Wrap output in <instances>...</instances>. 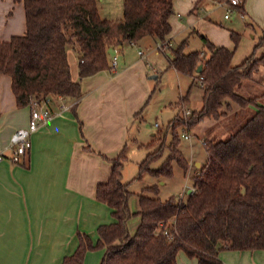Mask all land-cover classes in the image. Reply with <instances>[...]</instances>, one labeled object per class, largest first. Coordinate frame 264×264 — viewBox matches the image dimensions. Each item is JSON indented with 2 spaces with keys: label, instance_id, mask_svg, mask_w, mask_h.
Masks as SVG:
<instances>
[{
  "label": "trees",
  "instance_id": "trees-1",
  "mask_svg": "<svg viewBox=\"0 0 264 264\" xmlns=\"http://www.w3.org/2000/svg\"><path fill=\"white\" fill-rule=\"evenodd\" d=\"M20 1L25 30L0 41V75L9 76L17 107L45 97L74 101L81 96L79 82L71 79L68 49L75 52L78 77L83 78L110 68L111 47L144 37L169 42L174 0H123L122 17L114 21L99 17L96 0ZM240 3L233 8L241 11ZM230 35L236 43L239 34L231 30ZM201 41V51L185 52V40L169 49V65L181 75L197 74L202 88L201 105L187 119L190 127L204 118H220L233 105H253L254 113L225 139H205L207 160L191 176V192L185 198L162 200L156 185L146 186L152 195L137 194L135 212L128 205L132 193L121 179L123 147L111 160L107 181L96 186V199L111 209L114 221L98 227L94 244L78 231L75 251L61 264H82L86 251L99 248L103 249L99 264H176L179 251L195 257L197 264H222L218 258L222 249H264V102H258L257 95L245 96L239 91L264 63V28L257 43L263 48L261 56L250 55L235 66L228 47L217 46L204 36ZM187 99V94L182 95L179 103ZM179 120L182 122L176 115L171 122ZM171 136L161 165L148 167L161 155L160 145L139 165L137 178L144 171L154 177L169 176L172 161L186 170L187 161L178 149L174 131ZM132 216L138 223L130 233Z\"/></svg>",
  "mask_w": 264,
  "mask_h": 264
},
{
  "label": "crops",
  "instance_id": "crops-1",
  "mask_svg": "<svg viewBox=\"0 0 264 264\" xmlns=\"http://www.w3.org/2000/svg\"><path fill=\"white\" fill-rule=\"evenodd\" d=\"M213 4L217 2L174 0L170 46L172 37L186 28L209 40L196 26L202 22L200 11ZM240 5L236 14L248 18V31L264 28V0H241ZM24 30L23 2L0 0V41ZM137 43L151 47L158 41L144 37L133 44ZM127 45L132 44L111 47V53L121 52L120 63L83 78L78 77L75 52L68 49L71 79L79 82L81 96L74 102L65 99L67 108L30 134V148L18 163L0 161V264H61L75 251L78 231L94 244L98 227L114 221L111 209L96 199V186L107 181L111 160L126 146L129 126L144 109L151 87L148 69L158 76L148 63L149 55L140 56L137 50L131 59L123 51ZM242 87L254 95L248 81ZM52 108L59 109L57 103ZM29 115L30 106L15 105L9 76L0 75V150L5 151L16 128L27 125ZM102 255L103 249L88 250L82 264H99ZM185 257L181 253L177 264H197L195 258ZM218 258L222 264H264V249H222Z\"/></svg>",
  "mask_w": 264,
  "mask_h": 264
},
{
  "label": "rangeland",
  "instance_id": "rangeland-1",
  "mask_svg": "<svg viewBox=\"0 0 264 264\" xmlns=\"http://www.w3.org/2000/svg\"><path fill=\"white\" fill-rule=\"evenodd\" d=\"M224 1L216 2L219 4ZM217 4H213L210 9L206 8L200 11L202 22L198 23L196 30L206 35L213 43H219L232 50L231 65L240 64L250 55L255 58L260 57L263 52V48L257 46L260 30L248 31L245 25V21L248 18L240 19L236 14L237 10L234 8L230 12V18L225 19L223 15L226 12V7ZM122 6L123 0H96L97 13L101 19L110 21L120 19L123 12ZM185 18H187L186 14ZM185 18L182 17L183 22ZM231 29L239 34L236 43H234L230 35ZM183 40H185V52L203 50L200 35L191 31L189 32L187 28L172 37V47L177 46ZM165 47L164 50L159 51L155 45L148 47L142 43H137L127 45L123 49V51L126 50L127 52L126 56L131 59L137 57V50H141L146 56L149 55L148 63L157 69L158 72L157 77L148 79L151 85L149 96L144 109H142L129 126L128 139L124 147L125 158L123 160L121 179L122 182L127 183L128 190L132 193L129 197L128 205L129 209L133 212L137 209V194L143 192L152 195L151 192L144 189L146 186L156 185L158 197L162 200L169 197L175 200L185 198L187 190L191 188V176L198 169L195 163L198 162L201 166L207 160L208 155L203 145L205 139H225L240 127L255 110L253 105L245 108L233 105L231 111L225 113L220 118H205L190 127L187 119L192 110L199 108L202 88L197 80V74L188 77L178 74L172 69L167 59V57L170 59L172 56L169 50L171 48L169 42ZM113 55H116V51L115 53H111V56ZM116 57V62L120 63L122 58L121 52H117ZM153 74L156 75V73L151 71V68L148 69L147 75ZM262 80L264 82V63L257 67L252 75V79L247 80L254 86L253 93L258 96V102L260 103L264 102ZM239 91L245 96L251 95L248 94L250 93L249 91L243 90V87ZM186 94L188 95L187 101L179 103L180 96ZM185 110H188V113ZM236 110L238 111L234 114L233 112ZM176 115H180L182 122L180 120L171 122ZM171 130L176 134L178 149L182 157L187 161L186 170H182L175 161H172V171L169 176L154 177L147 171H144L140 178H137L139 165L149 153L156 150L160 145L162 146L161 155L151 161L148 167L150 169H157L165 160L169 152L168 145L172 137ZM182 133L188 134L190 136L189 139L183 138L181 136ZM155 136L160 137L155 139ZM136 223H138V218L132 216L128 222L130 233L134 232ZM181 253L183 251H179L176 255V264L179 262ZM190 258L195 257L187 255L185 257L186 260H190Z\"/></svg>",
  "mask_w": 264,
  "mask_h": 264
},
{
  "label": "built area",
  "instance_id": "built-area-1",
  "mask_svg": "<svg viewBox=\"0 0 264 264\" xmlns=\"http://www.w3.org/2000/svg\"><path fill=\"white\" fill-rule=\"evenodd\" d=\"M241 0H225L218 5H224L226 7L225 17L233 10V6L238 5ZM167 41L159 42L156 45V49L161 51L164 50L167 45ZM133 44V43H131ZM116 51V50H115ZM138 54L143 56V52L138 50ZM117 57L113 55L111 57L110 65L114 67L116 65ZM148 64V63H147ZM149 65V64H148ZM76 101V100H74ZM73 101V102H74ZM57 103L58 110H53V105ZM30 115L25 127L16 128L9 136L8 144L4 150H0V161L3 159L8 160L12 163H18L20 158L30 148V134L36 131L40 126L45 124L48 120L52 118L53 115L57 114L60 110L67 108L65 99L61 96L56 97H45L40 100H34L30 103ZM186 111V110H185ZM188 113V110L186 111ZM185 139H189V135L182 133L181 135Z\"/></svg>",
  "mask_w": 264,
  "mask_h": 264
},
{
  "label": "water",
  "instance_id": "water-1",
  "mask_svg": "<svg viewBox=\"0 0 264 264\" xmlns=\"http://www.w3.org/2000/svg\"><path fill=\"white\" fill-rule=\"evenodd\" d=\"M200 69H201V64L198 65V67L196 68V71L199 72ZM155 77H156L155 74L149 76V78H155ZM195 166H196V167H199L200 164L197 162V163H195ZM190 192H191V188H189V189L187 190V194H189Z\"/></svg>",
  "mask_w": 264,
  "mask_h": 264
}]
</instances>
